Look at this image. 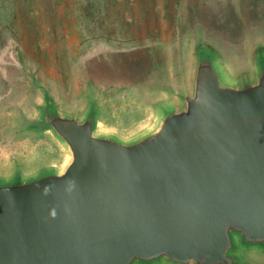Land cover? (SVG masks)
<instances>
[{"label":"water","instance_id":"95a60500","mask_svg":"<svg viewBox=\"0 0 264 264\" xmlns=\"http://www.w3.org/2000/svg\"><path fill=\"white\" fill-rule=\"evenodd\" d=\"M152 125L99 133V110L38 106L69 161L0 178V264H251L264 254V46L231 79L213 47L192 52Z\"/></svg>","mask_w":264,"mask_h":264},{"label":"rangeland","instance_id":"374dc122","mask_svg":"<svg viewBox=\"0 0 264 264\" xmlns=\"http://www.w3.org/2000/svg\"><path fill=\"white\" fill-rule=\"evenodd\" d=\"M201 43L229 78L247 71L264 46V0H0V178L69 161L50 131L31 128L46 97L73 115L95 103L98 132L129 139L172 88H188Z\"/></svg>","mask_w":264,"mask_h":264}]
</instances>
